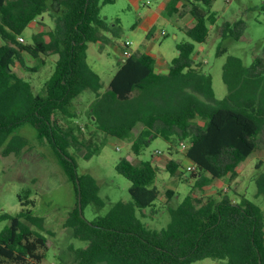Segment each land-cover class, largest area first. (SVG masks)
Listing matches in <instances>:
<instances>
[{
    "label": "trees",
    "instance_id": "trees-1",
    "mask_svg": "<svg viewBox=\"0 0 264 264\" xmlns=\"http://www.w3.org/2000/svg\"><path fill=\"white\" fill-rule=\"evenodd\" d=\"M114 1L0 0V147L15 128L29 123L55 150L76 194L75 207L64 225L87 243L85 247H67L64 254L70 264H192L206 258L226 264H264V211L247 198L239 202L227 195L205 198L197 196L192 187V192L170 209L167 227H148L138 211L144 217L143 211L160 195L156 185L159 168L151 160L134 163L122 157L117 171L131 182V201L116 202L93 220L85 217L84 207L97 200V186L90 176L78 173L70 148L82 140L71 124L61 122L77 117L72 106L85 90L96 95L88 118L98 131L129 139L136 125L143 124L131 144L136 156L157 137L169 141V149L175 138L186 141L185 156L198 168L194 173L198 186L205 184L206 176L235 179L238 167L257 151L264 133L260 57L252 67H246L240 58L229 56L223 72L228 94L223 99L214 95L211 74L194 65L195 43L207 40L216 20L211 9L215 0H168V14L187 12L194 20L185 29L188 39L178 44V55L170 67L157 73L152 55L132 54L102 91L101 76L89 66L87 50L89 42L110 29L101 9ZM46 13L52 26L33 33L32 43L22 44L18 37L32 22L43 23ZM229 30L227 25L222 35H228ZM235 32L238 39L240 31ZM22 50L35 56L57 55L52 74L39 92L15 70L17 64L28 68ZM198 118L204 121L202 126L194 124ZM94 153L91 150L85 158ZM182 165L180 159H170L166 170L177 176ZM258 187L262 188L259 181ZM174 193L166 190L168 199ZM26 198L19 214L0 215V219L10 220L0 232V264H39L46 257L44 219L34 214L28 207L33 201Z\"/></svg>",
    "mask_w": 264,
    "mask_h": 264
},
{
    "label": "rangeland",
    "instance_id": "rangeland-1",
    "mask_svg": "<svg viewBox=\"0 0 264 264\" xmlns=\"http://www.w3.org/2000/svg\"><path fill=\"white\" fill-rule=\"evenodd\" d=\"M164 1L115 0L102 6L101 14L107 19L110 29L103 31L97 41L89 42L87 62L101 76L104 90L108 88L111 78L124 59L126 40L132 42L129 49L134 54H151L160 68L170 66L178 55V44L188 39L185 29L191 26L194 20L187 12L170 15L165 9L160 11ZM149 9L159 12V16L155 19L153 27L147 30L143 21ZM211 9L216 14L215 23L210 25L207 40L195 43L193 58L198 54L196 66L200 65L202 72L211 74L214 95L217 99H223L228 94L223 72L229 56L240 58L246 67H252L255 58L260 57L262 62L258 71L264 76V0H215ZM44 19L53 24L47 13L44 14ZM227 25L232 32L229 30L228 35L223 36L222 32ZM236 29L240 31L238 39L234 36ZM20 36L25 38L24 42L18 39L22 44L32 43L30 28H26ZM45 38L48 39V36L45 35ZM21 56L28 68L24 69L17 64L15 70L29 79L38 88L36 91L40 90L54 69V58L44 54L35 56L25 50L21 51ZM92 92L88 90L75 100L77 108H83L87 96H92ZM85 114L87 117L81 124L73 125L82 144L70 148V153L77 162L78 173L90 176L97 186V200L94 202L100 204L89 203L83 210L89 220L106 214L116 202L131 201V182L117 171V164L122 157L129 156L134 163H138L140 159L152 160L155 154L161 155L169 150L176 157H185V152L178 149L181 148L182 140L175 138L172 148L169 149L170 143L162 137H157L138 159L133 152L131 154L129 141L98 131L90 122L88 111H85ZM70 122L74 121L66 123L70 125ZM203 122L202 119H197L194 124L199 126L203 125ZM142 126V123L136 125L132 131V139ZM18 145V150H14ZM91 150L95 153L85 158V154H89ZM184 157L181 160L183 165L179 175L173 178L167 171H164L166 175L162 171L159 173L157 186L161 192L158 199L153 206L144 210V217L138 211V215L148 227L153 230L167 227L171 221L170 209L191 193L192 187L197 196L206 198L227 195L237 201L247 198L264 211V133L259 137L257 151L238 167L239 180L236 181L237 177L233 180L225 178L224 186H227V189L221 186L214 193H210L209 176H206L204 185H196L198 179L194 173L197 172L185 171ZM164 164L161 165L162 169ZM258 181L261 189L258 187ZM168 189L175 192L170 199L166 195ZM26 196L33 201L28 207L35 215L44 219L42 233L48 238L46 257L39 264H70L71 259L64 254L67 247L70 244L76 247L87 245L85 241L73 236L71 227L64 225L75 207L74 186L64 172L52 145L46 139L40 138L37 129L29 123L15 128L0 147V215L19 214L23 209L21 202L27 200ZM9 224L10 220L0 219V232ZM192 264L226 262L206 258Z\"/></svg>",
    "mask_w": 264,
    "mask_h": 264
},
{
    "label": "crops",
    "instance_id": "crops-1",
    "mask_svg": "<svg viewBox=\"0 0 264 264\" xmlns=\"http://www.w3.org/2000/svg\"><path fill=\"white\" fill-rule=\"evenodd\" d=\"M167 3H168V0H165L164 2H163V4L161 5V7H160V11H162V10H164L165 8H166V5H167ZM151 15H153V16H151ZM159 16V12H154L153 10H151V9H149V11H148V13H147V16L144 18V23H143V25H144V27H145V29H147V30H150L152 27H153V25H154V22H155V19L157 18ZM155 17V18H154ZM42 21H43V23H39L38 21H34V22H32L27 28H30L31 29V35L33 34V33H36V32H45V31H47L48 29H49V27L50 26H52V24H51V22H47L46 21V19H44V16H43V19H42ZM194 23V22H193ZM48 36V35H47ZM46 39V38H45ZM46 40H49V37H48V39H46ZM147 53V52H146ZM133 54H134V52H133ZM149 54V53H148ZM151 55V54H150ZM51 57H53L54 58V60H53V63L55 64V61H56V59H57V55H50ZM154 57V56H153ZM197 57H198V54H196V55H194V64H195V66L198 64L197 63ZM154 59H155V61H156V58L154 57ZM124 61V59L122 60V62ZM122 64V63H121ZM19 65V64H18ZM121 66V65H120ZM119 66V67H120ZM170 66L168 65L167 67H165V68H160V67H158L157 66V62H155V71L157 72V73H163V72H165L168 68H169ZM199 67H200V65H199ZM92 68V67H91ZM25 69V68H24ZM34 69H36V68H34ZM119 69V68H118ZM94 70V69H93ZM95 71V70H94ZM96 72V71H95ZM117 72V71H116ZM98 73V72H97ZM52 74V73H51ZM99 74V73H98ZM115 75V74H114ZM113 75V76H114ZM21 76H23L22 74H21ZM51 76V75H50ZM49 76V77H50ZM113 78V77H112ZM111 78V79H112ZM111 81V80H110ZM32 83V82H31ZM110 83V82H109ZM32 85H33V87H34V90L36 91V89H38L33 83H32ZM42 88V87H41ZM40 88V89H41ZM86 91H88V90H85L82 94H80L77 98H79V97H82L83 95H84V93L86 92ZM102 91H105L104 90V88H102ZM36 92H39V90H37ZM93 94H92V96L89 94V96H87V101H86V104L83 106V108H81V107H78L77 108V106L75 105V101H74V103H73V106H72V109L73 110H77V112H78V114H77V117L76 118H74V122H70V124L73 126V125H75V126H77V124L76 123H80L81 124V121H83L84 120V118L85 117H87L86 116V114H85V111H88L89 112V108H90V106H91V104H92V102L94 101V99H95V93L94 92H92ZM76 98V99H77ZM85 98V97H84ZM89 114V113H88ZM199 120L201 119V118H198ZM197 120V119H196ZM69 120L68 119H66L65 120V118L64 119H62L61 120V122L62 123H64V124H66V125H69V124H67L66 122H68ZM203 124H204V122H203ZM200 126H202V125H200ZM74 127V126H73ZM143 129V126L141 127V129L138 131V132H140L141 130ZM135 133H137V132H135ZM139 134V133H138ZM137 134V135H138ZM136 135V136H137ZM133 137V136H132ZM126 141H129V143L130 144H132V142H133V139L132 138H129V139H126ZM182 141H184V140H182ZM181 141V142H182ZM168 143H170L169 141H167ZM186 142V141H185ZM177 149V148H176ZM180 151H182V149L181 148H178ZM130 150H131V145H130ZM185 152V151H184ZM131 154H132V150H131ZM130 153H129V155H131ZM141 155H139L138 156V159H140L139 157H140ZM181 156V155H180ZM180 156H174L173 154H172V151L170 152V150L167 152V153H161V155H157V154H155V156H153V159L151 160L152 162H153V164L154 165H156V166H158V168H159V172H158V175H157V178H156V185H157V179H158V177H159V173L162 171L163 173H164V171H167L166 170V165H167V163L169 162V160L170 159H176V160H182V158L184 157H180ZM129 157V156H128ZM250 157V156H249ZM248 157V158H249ZM247 158V159H248ZM163 159V160H162ZM247 159L243 162V163H245L246 161H247ZM141 160V159H140ZM183 160H185L186 161V164L190 161L186 156L184 157V159ZM162 163H165L164 164V167H163V169H162ZM240 167V166H239ZM162 169V170H161ZM165 174V173H164ZM239 174L241 175V173L239 172ZM166 175V174H165ZM165 177V176H164ZM171 177H175V176H171ZM239 180V178L237 177V179H236V181H238ZM210 184H209V187H210V193H214V192H216L217 191V189H219L221 186L224 188V189H227V186H224L225 185V180L223 179L222 180V178H211V180H210V182H209ZM159 188V187H158ZM160 189V188H159ZM161 192V191H160ZM235 201H237V200H235ZM239 202V201H238ZM145 211H143V213H144ZM146 213V212H145Z\"/></svg>",
    "mask_w": 264,
    "mask_h": 264
},
{
    "label": "built area",
    "instance_id": "built-area-1",
    "mask_svg": "<svg viewBox=\"0 0 264 264\" xmlns=\"http://www.w3.org/2000/svg\"><path fill=\"white\" fill-rule=\"evenodd\" d=\"M163 34H164V31H163ZM18 39L21 41V42H24L25 41V38L23 36H19ZM124 45L126 47V49L123 51V56H124V60L128 57H130L132 54H133V51L131 49H129L132 45V42L130 40H126L124 42ZM181 148L183 151H186L187 149V143L185 141H182L181 142ZM185 168L188 172H195L197 171V166L194 162L192 161H189L186 165H185ZM48 264H54V263H48Z\"/></svg>",
    "mask_w": 264,
    "mask_h": 264
},
{
    "label": "water",
    "instance_id": "water-1",
    "mask_svg": "<svg viewBox=\"0 0 264 264\" xmlns=\"http://www.w3.org/2000/svg\"><path fill=\"white\" fill-rule=\"evenodd\" d=\"M77 183L79 184V182L77 181ZM79 210L80 213L82 214V203H81V199L79 198Z\"/></svg>",
    "mask_w": 264,
    "mask_h": 264
}]
</instances>
